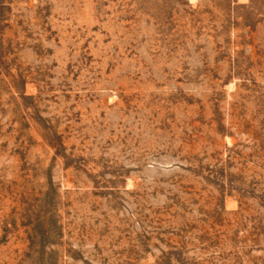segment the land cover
<instances>
[{
	"label": "rangeland",
	"instance_id": "rangeland-1",
	"mask_svg": "<svg viewBox=\"0 0 264 264\" xmlns=\"http://www.w3.org/2000/svg\"><path fill=\"white\" fill-rule=\"evenodd\" d=\"M0 264H264V0H0Z\"/></svg>",
	"mask_w": 264,
	"mask_h": 264
}]
</instances>
